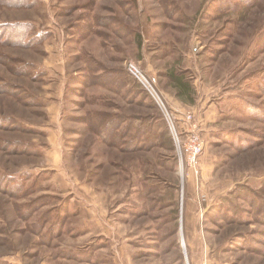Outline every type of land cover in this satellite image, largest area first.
<instances>
[{
  "label": "rangeland",
  "instance_id": "374dc122",
  "mask_svg": "<svg viewBox=\"0 0 264 264\" xmlns=\"http://www.w3.org/2000/svg\"><path fill=\"white\" fill-rule=\"evenodd\" d=\"M0 264H264V0H0Z\"/></svg>",
  "mask_w": 264,
  "mask_h": 264
},
{
  "label": "built area",
  "instance_id": "2783aa9c",
  "mask_svg": "<svg viewBox=\"0 0 264 264\" xmlns=\"http://www.w3.org/2000/svg\"><path fill=\"white\" fill-rule=\"evenodd\" d=\"M136 67V65L130 64L131 71L136 69ZM133 73L139 75L138 70ZM146 88L153 90V87L148 83L146 84ZM167 115L175 141L178 143L181 168L189 171L187 173L188 178L190 174L198 178L201 173V157L207 146L206 138L202 134L201 125L192 112L180 115L167 113ZM203 200L206 201V197H203Z\"/></svg>",
  "mask_w": 264,
  "mask_h": 264
},
{
  "label": "trees",
  "instance_id": "16d2710c",
  "mask_svg": "<svg viewBox=\"0 0 264 264\" xmlns=\"http://www.w3.org/2000/svg\"><path fill=\"white\" fill-rule=\"evenodd\" d=\"M170 78H171L172 83L175 84V86L178 87L180 90V92L178 94L179 97H182V95H185L186 92L191 91L192 87H191L190 83L185 82L181 77L171 75Z\"/></svg>",
  "mask_w": 264,
  "mask_h": 264
}]
</instances>
